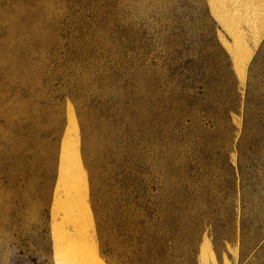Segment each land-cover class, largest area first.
<instances>
[{"label": "rangeland", "instance_id": "rangeland-1", "mask_svg": "<svg viewBox=\"0 0 264 264\" xmlns=\"http://www.w3.org/2000/svg\"><path fill=\"white\" fill-rule=\"evenodd\" d=\"M0 264H264V0H0Z\"/></svg>", "mask_w": 264, "mask_h": 264}, {"label": "trees", "instance_id": "trees-1", "mask_svg": "<svg viewBox=\"0 0 264 264\" xmlns=\"http://www.w3.org/2000/svg\"><path fill=\"white\" fill-rule=\"evenodd\" d=\"M228 99L227 101H223L219 104L217 110L216 104L218 105L219 100H215L214 107L212 110L208 112V121H212L214 118L218 120V123L213 125L214 129H219L220 133L218 135L212 136L210 138L211 143H208L207 150L205 151L206 156L193 154L190 162L191 166H197L201 163V160H205L210 162L211 164L216 162H223L226 166L230 169H234L233 165L230 162V153L233 150V147H236L239 152V160L238 166L241 159V141L243 138L247 139L248 134V118H249V107H248V100H244L243 105V127L242 133L240 134L238 140L236 141V127L231 123V113L232 112H240L242 107V99L239 94L234 90V83L231 82L229 91L227 92ZM214 112V113H213ZM212 116L210 117V115ZM210 117V118H209ZM212 125V124H209ZM241 167V166H239ZM231 175V173H230ZM232 177V176H231ZM190 178H193L191 176ZM206 201V200H205ZM207 206H210V201H207ZM204 203V201L202 202ZM213 213L211 212L210 215H202L200 213H196L194 215V219L201 221H207L208 225L210 226V234L212 235L215 241H220L224 238L222 231L226 226L232 227V215L229 217L231 221L229 223H221L218 219L213 217ZM234 215V214H233ZM235 224V223H234Z\"/></svg>", "mask_w": 264, "mask_h": 264}, {"label": "bare ground", "instance_id": "bare-ground-1", "mask_svg": "<svg viewBox=\"0 0 264 264\" xmlns=\"http://www.w3.org/2000/svg\"><path fill=\"white\" fill-rule=\"evenodd\" d=\"M209 258V257H208ZM211 259V258H210ZM212 260V259H211ZM213 262V261H212Z\"/></svg>", "mask_w": 264, "mask_h": 264}]
</instances>
